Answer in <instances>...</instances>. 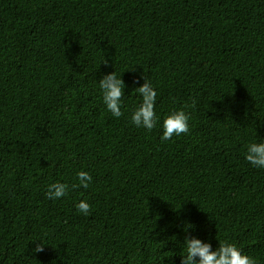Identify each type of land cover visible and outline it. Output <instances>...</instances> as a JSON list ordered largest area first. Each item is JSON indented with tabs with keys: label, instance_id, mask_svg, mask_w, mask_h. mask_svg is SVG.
I'll use <instances>...</instances> for the list:
<instances>
[{
	"label": "trees",
	"instance_id": "16d2710c",
	"mask_svg": "<svg viewBox=\"0 0 264 264\" xmlns=\"http://www.w3.org/2000/svg\"><path fill=\"white\" fill-rule=\"evenodd\" d=\"M114 70L120 118L99 90ZM144 76L187 134L130 123ZM259 140L264 0H0V264H180L185 236L264 264ZM81 170L88 189L71 187ZM58 181L69 194L50 200Z\"/></svg>",
	"mask_w": 264,
	"mask_h": 264
},
{
	"label": "clouds",
	"instance_id": "9594fccd",
	"mask_svg": "<svg viewBox=\"0 0 264 264\" xmlns=\"http://www.w3.org/2000/svg\"><path fill=\"white\" fill-rule=\"evenodd\" d=\"M144 82L136 87V92L141 97L138 107L131 110L130 123L137 128H144L151 131L158 124L162 128L160 139L168 141L173 136L189 132L190 115L184 109H177L170 112L160 123L155 111L157 90L153 84L144 76ZM126 85L116 71L104 74L99 79V90L102 95L103 104L115 118H120L122 112L124 89ZM246 161L256 169H264V140L251 142L247 145ZM78 185L88 189L93 177L88 171H78L76 174ZM70 186L64 182H53L47 187V198L60 200L68 196ZM77 212L88 216L92 212V206L87 199L79 200L75 205ZM36 243L34 252H41L43 245L40 240H33ZM180 264H257L255 257L243 252L235 243L229 241L219 242L218 247L213 249L212 243L202 240L197 236H185L182 244Z\"/></svg>",
	"mask_w": 264,
	"mask_h": 264
}]
</instances>
